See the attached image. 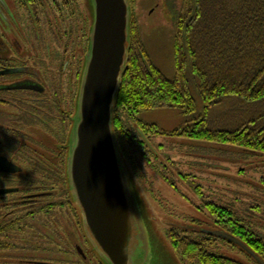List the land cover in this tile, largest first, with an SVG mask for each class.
Returning <instances> with one entry per match:
<instances>
[{
    "label": "flooded vegetation",
    "instance_id": "obj_1",
    "mask_svg": "<svg viewBox=\"0 0 264 264\" xmlns=\"http://www.w3.org/2000/svg\"><path fill=\"white\" fill-rule=\"evenodd\" d=\"M77 1L0 0V256L17 264H104L67 181L94 27L93 8L85 13ZM261 197H235L229 221L219 215L203 228L204 236L218 231L241 243L212 235L215 249L239 251L243 260L229 258L237 264H264Z\"/></svg>",
    "mask_w": 264,
    "mask_h": 264
},
{
    "label": "trees",
    "instance_id": "obj_2",
    "mask_svg": "<svg viewBox=\"0 0 264 264\" xmlns=\"http://www.w3.org/2000/svg\"><path fill=\"white\" fill-rule=\"evenodd\" d=\"M129 2L132 7L134 0ZM185 5L190 7L176 11L174 17L173 79L156 64L132 12L129 57L113 119L124 159L122 138L172 185L153 154L151 140L159 135L264 155V0H186ZM227 105L230 112L214 116ZM157 110L178 111L183 122L166 130L138 118ZM194 189L203 196L202 186ZM207 202L214 225L219 215L231 219L227 206ZM180 228H172L169 239L184 264H237L214 254L215 239L204 236L202 227Z\"/></svg>",
    "mask_w": 264,
    "mask_h": 264
},
{
    "label": "rangeland",
    "instance_id": "obj_3",
    "mask_svg": "<svg viewBox=\"0 0 264 264\" xmlns=\"http://www.w3.org/2000/svg\"><path fill=\"white\" fill-rule=\"evenodd\" d=\"M78 1L82 8L84 6L85 13L86 6L90 9L93 3L92 0ZM185 2L134 0L131 7L152 57L170 79L175 77L172 49L174 17L176 11L185 6L187 9L190 7ZM227 112H230V106H221L215 110L214 116L222 118ZM138 118L156 123L166 130L174 129L183 122L181 114L175 110L145 112ZM121 140L122 148H126L125 161L132 174L131 187L142 216L141 228L145 243L136 256L137 264H184L170 242L169 233L172 228H213L214 221L206 205L209 203L207 201L218 204L222 202L228 207L237 196L250 200L257 198L259 192L260 195L264 193L261 190L264 189L261 183L264 177V155L254 157L233 146L159 135L151 140L155 149L153 154L158 157L155 158L157 166L172 179V185L133 148L128 147L123 138ZM185 175L192 176L187 181ZM197 185L203 187V196H199L198 190L194 189ZM254 187L257 189L253 190ZM260 199L264 201V197ZM233 251L221 252L215 249L213 252L219 256L243 260L237 257L239 251ZM18 259L15 256H0V264H17ZM44 259L50 260L46 257ZM89 263L95 264L96 259L89 258Z\"/></svg>",
    "mask_w": 264,
    "mask_h": 264
},
{
    "label": "water",
    "instance_id": "obj_4",
    "mask_svg": "<svg viewBox=\"0 0 264 264\" xmlns=\"http://www.w3.org/2000/svg\"><path fill=\"white\" fill-rule=\"evenodd\" d=\"M92 2L94 27L69 142L68 181L84 231L101 261L137 264L145 243L142 216L113 128L129 57L132 8L129 0ZM206 232L241 244L226 233Z\"/></svg>",
    "mask_w": 264,
    "mask_h": 264
},
{
    "label": "crops",
    "instance_id": "obj_5",
    "mask_svg": "<svg viewBox=\"0 0 264 264\" xmlns=\"http://www.w3.org/2000/svg\"><path fill=\"white\" fill-rule=\"evenodd\" d=\"M161 147H163V146L161 145ZM159 148H160V146H159Z\"/></svg>",
    "mask_w": 264,
    "mask_h": 264
}]
</instances>
